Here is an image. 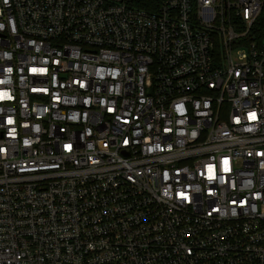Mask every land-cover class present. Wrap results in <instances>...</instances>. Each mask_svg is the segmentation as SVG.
I'll list each match as a JSON object with an SVG mask.
<instances>
[{
  "label": "built area",
  "instance_id": "2783aa9c",
  "mask_svg": "<svg viewBox=\"0 0 264 264\" xmlns=\"http://www.w3.org/2000/svg\"><path fill=\"white\" fill-rule=\"evenodd\" d=\"M263 7L0 0V264H264Z\"/></svg>",
  "mask_w": 264,
  "mask_h": 264
},
{
  "label": "trees",
  "instance_id": "16d2710c",
  "mask_svg": "<svg viewBox=\"0 0 264 264\" xmlns=\"http://www.w3.org/2000/svg\"><path fill=\"white\" fill-rule=\"evenodd\" d=\"M163 1L164 0H133V4L142 9L154 11L158 9V7ZM255 29L259 34V36L264 37V7L261 16L259 17L257 23L255 24Z\"/></svg>",
  "mask_w": 264,
  "mask_h": 264
},
{
  "label": "rangeland",
  "instance_id": "374dc122",
  "mask_svg": "<svg viewBox=\"0 0 264 264\" xmlns=\"http://www.w3.org/2000/svg\"><path fill=\"white\" fill-rule=\"evenodd\" d=\"M260 16H261V14H260ZM254 31L257 32L255 28H254Z\"/></svg>",
  "mask_w": 264,
  "mask_h": 264
},
{
  "label": "snow or ice",
  "instance_id": "6c2138e0",
  "mask_svg": "<svg viewBox=\"0 0 264 264\" xmlns=\"http://www.w3.org/2000/svg\"><path fill=\"white\" fill-rule=\"evenodd\" d=\"M252 118H255V117H254V114H253Z\"/></svg>",
  "mask_w": 264,
  "mask_h": 264
}]
</instances>
